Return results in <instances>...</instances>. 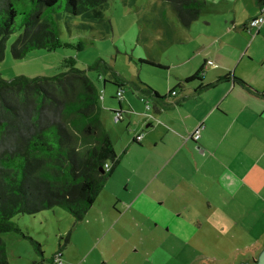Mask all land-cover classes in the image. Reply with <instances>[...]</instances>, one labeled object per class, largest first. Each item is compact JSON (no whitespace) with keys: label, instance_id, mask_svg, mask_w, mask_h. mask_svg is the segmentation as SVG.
Segmentation results:
<instances>
[{"label":"rangeland","instance_id":"rangeland-1","mask_svg":"<svg viewBox=\"0 0 264 264\" xmlns=\"http://www.w3.org/2000/svg\"><path fill=\"white\" fill-rule=\"evenodd\" d=\"M97 10L99 15L90 23L69 14H63L57 23L60 38L84 41L82 50L34 49L15 59L9 48L14 36L10 37L0 60V76L53 75L64 70L65 57L73 56L76 66L85 70L98 91L101 123L119 152L124 137L131 136L136 128L128 127L127 114L115 120L111 108L118 106L117 86L103 81L111 76L100 66L105 62L123 79L148 84L144 78L151 71L162 72L148 63L174 56L178 48L191 50L192 44L182 43L188 29L164 0H107ZM202 11V15L213 13L206 2ZM96 60L100 66L89 68ZM124 88L123 99L132 97L130 85ZM152 155L153 151L132 145L127 148L81 219L60 207L14 216L12 221L20 231L0 234L9 263L239 264L240 258L258 255L264 246L257 251L264 241V219L259 217L258 206L264 203L243 201L240 225H234L238 218L224 213L215 201L207 207L204 195L173 199L168 184L162 191L165 201L160 203L153 193L155 187L148 183L156 165H138L147 163ZM56 251L60 255L51 262Z\"/></svg>","mask_w":264,"mask_h":264},{"label":"crops","instance_id":"crops-1","mask_svg":"<svg viewBox=\"0 0 264 264\" xmlns=\"http://www.w3.org/2000/svg\"><path fill=\"white\" fill-rule=\"evenodd\" d=\"M204 1L213 13L202 15L201 10L196 20L183 26L188 33L182 43L192 44L191 50L178 48L174 56L152 60L162 72L151 71L144 78L165 97L141 95L131 87L132 97H122L111 108L113 115L116 110L122 118L127 114L128 127L136 128L124 137L122 150L114 149L120 160L131 145L153 151L147 163L138 165H156L148 183L155 187L153 193L160 203L165 201L162 191L168 184L173 199L204 195L207 207L215 201L224 213L238 218L234 221L238 225L243 201L264 203V97L233 79L264 91V21L256 31L245 26L260 14L264 1L261 5L256 0ZM200 67V79L182 81ZM225 75L228 78L219 80ZM199 125V136L193 139L190 134ZM138 133L142 137L135 142ZM258 207L264 219L263 204ZM261 224L264 229V221Z\"/></svg>","mask_w":264,"mask_h":264},{"label":"trees","instance_id":"trees-1","mask_svg":"<svg viewBox=\"0 0 264 264\" xmlns=\"http://www.w3.org/2000/svg\"><path fill=\"white\" fill-rule=\"evenodd\" d=\"M106 1L0 0V60L12 36L9 48L15 59L34 49L82 50L84 41L73 43L60 38L57 23L63 14L90 23ZM164 1L185 27L197 19L205 5L203 0ZM256 1L261 5L264 0ZM97 63L89 68H98ZM148 64L161 68L153 62ZM63 67L49 76H0V234L20 231L12 221L17 214H35L54 207L81 219L119 164L121 155L115 152L100 120L99 94L93 81L76 66L73 56L63 59ZM100 67L111 76L103 81H111L117 88L129 84L141 95L165 97L141 81L123 79L105 62ZM201 72L200 67L182 81L200 79ZM225 78L228 75L219 80ZM233 79L264 97V91L252 89L238 77ZM107 161L109 167L105 169ZM31 241L39 247L38 242ZM59 255V251L54 252L51 262ZM0 264H10L1 235Z\"/></svg>","mask_w":264,"mask_h":264},{"label":"built area","instance_id":"built-area-1","mask_svg":"<svg viewBox=\"0 0 264 264\" xmlns=\"http://www.w3.org/2000/svg\"><path fill=\"white\" fill-rule=\"evenodd\" d=\"M263 21H264V6H261V7H260V14H259L256 18L251 19L248 23H246L245 26H246V28H247V26H248L250 29L256 31V28H257V27H258ZM171 93L174 94V93H175V90H172ZM115 95H116V97H117L119 100L122 99V97H123V88H117V89H116V92H115ZM146 106H147V105H146ZM121 117H122V113H121L120 111L116 110V111L114 112V118H115V120L118 121V120L121 119ZM200 127H201V125L197 126V127L192 131V133L190 134V137H192L193 139H197L198 136H199V130H200ZM141 137H142V134L138 133V134H136V135L134 136V140H135V141H139ZM108 167H109V162L107 161V162L104 163V168H105V169H108ZM56 257H58V256H56ZM56 257H55V258H56ZM58 264H59V262H58Z\"/></svg>","mask_w":264,"mask_h":264},{"label":"water","instance_id":"water-1","mask_svg":"<svg viewBox=\"0 0 264 264\" xmlns=\"http://www.w3.org/2000/svg\"><path fill=\"white\" fill-rule=\"evenodd\" d=\"M239 264H264V246L252 261H241Z\"/></svg>","mask_w":264,"mask_h":264}]
</instances>
